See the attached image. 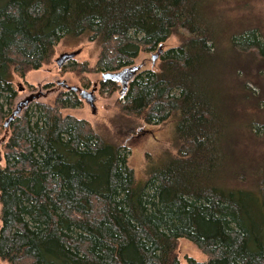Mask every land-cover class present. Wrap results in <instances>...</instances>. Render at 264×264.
Listing matches in <instances>:
<instances>
[{
  "label": "trees",
  "instance_id": "1",
  "mask_svg": "<svg viewBox=\"0 0 264 264\" xmlns=\"http://www.w3.org/2000/svg\"><path fill=\"white\" fill-rule=\"evenodd\" d=\"M210 1L0 0L2 125L14 108L13 74L25 78L51 63L65 37L85 35L100 46L95 65L62 66L77 72L120 70L178 38L157 68H140L124 90L101 78L102 91L119 92L115 104L132 123L175 121L177 151L164 162L149 158L142 180L129 161L131 135L114 141L87 118L63 112L84 104L78 90L65 87L54 103L38 102L35 112L26 106L9 122L0 164L1 261L264 264V178L253 187L224 179L235 126L221 68L223 53H232L240 87L253 105L262 103L264 80L248 55L264 67V37L249 27L229 38L230 50L221 47ZM182 237L206 257L182 262Z\"/></svg>",
  "mask_w": 264,
  "mask_h": 264
},
{
  "label": "rangeland",
  "instance_id": "2",
  "mask_svg": "<svg viewBox=\"0 0 264 264\" xmlns=\"http://www.w3.org/2000/svg\"><path fill=\"white\" fill-rule=\"evenodd\" d=\"M209 10L221 26L222 35L219 43L223 48L229 49V38L233 34L249 27L257 28L264 37V0H211ZM176 44H178V38L173 35L163 44V49ZM157 50L158 48L152 52L142 51L134 64H141V68H157L159 58L153 60V54ZM74 51L75 55L67 59L62 66L83 61H87L90 66L95 65L100 46L85 35L63 38L56 46L51 63L39 69L30 70L25 78L16 73L13 74L12 78L17 89L14 107L18 100L32 93L39 94V97L34 98L27 105L33 112L36 111L38 102L54 103L56 97L65 89L61 83L64 80L88 90L96 87L94 91L97 105L95 112L85 99L82 106L67 107L63 109V112L87 118L105 137L113 138L114 141H124L126 135H131L126 139L130 146L129 161L136 170L137 179H144L145 167L149 158H152L155 163H160L164 162L168 155L177 151L174 119L161 124L151 123L143 126L132 123L131 120L135 118L123 114L115 104L119 92L108 95V90L102 91V71L62 70L56 58L63 52ZM231 54L223 53L221 61V68L225 63L227 108L233 115L235 126L230 129L234 155L227 163L228 176L224 179L229 186L253 187L264 178V99L259 105L252 104V98L248 97L240 87V78L235 73L240 68L235 67V56H230ZM248 62L253 66L252 71L264 80V67L258 64V60L248 55ZM245 74V72L242 73L241 77L246 78ZM29 83L33 85L30 86ZM25 108L20 114L24 113ZM9 134L8 127L0 124V164L2 165L5 163L3 145ZM178 253L182 262H185L186 255L198 259L206 257L205 253L186 237L180 238ZM0 264L7 263L0 260Z\"/></svg>",
  "mask_w": 264,
  "mask_h": 264
},
{
  "label": "water",
  "instance_id": "3",
  "mask_svg": "<svg viewBox=\"0 0 264 264\" xmlns=\"http://www.w3.org/2000/svg\"><path fill=\"white\" fill-rule=\"evenodd\" d=\"M162 51H163V44H160L157 52H155L153 54V60L154 61L159 57V55ZM74 55H75V51L74 52H63L56 58V61H57L59 66H62L66 62L67 59H70ZM141 67H142L141 64H133L130 66H126V67H124L120 70H117V71H103L102 77L105 79L110 78V79H114V80L119 81L122 84L121 89L124 90L127 87L128 81L136 74V72ZM61 83L63 84V86H65L67 88H71L73 90H78L80 96L83 99H85L92 106L94 112L96 111V108H97L96 95L94 92L96 87H93L92 90H88L86 88H81L80 86H78L76 84H69L65 80L61 81ZM36 97H39V94L32 93V94H28L24 98H21L20 100H18L16 102V105H15L14 109L12 110L11 114L9 115L7 120H5L4 124L6 126H8L9 122L12 119H14L17 115H19L22 112V110L24 109V107H26L28 105V103L31 102Z\"/></svg>",
  "mask_w": 264,
  "mask_h": 264
}]
</instances>
